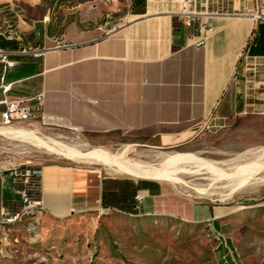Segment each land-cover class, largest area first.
<instances>
[{"label": "crops", "instance_id": "1", "mask_svg": "<svg viewBox=\"0 0 264 264\" xmlns=\"http://www.w3.org/2000/svg\"><path fill=\"white\" fill-rule=\"evenodd\" d=\"M151 1L0 0V51L7 57V63L0 57V123L7 100L41 93L34 124L45 131L139 138L164 148L187 145L211 121L226 120L244 56L252 67L264 62V25L238 15L204 18L211 29L196 48L189 38L199 23L181 26ZM261 5L264 0H248L246 11ZM59 38L65 47H56ZM247 106L234 105L233 112L245 115ZM258 107L264 114V100ZM42 172L38 192L47 217L111 210L219 228L217 218L158 181L62 164ZM19 188L9 170H0V220L3 209L20 203Z\"/></svg>", "mask_w": 264, "mask_h": 264}, {"label": "rangeland", "instance_id": "2", "mask_svg": "<svg viewBox=\"0 0 264 264\" xmlns=\"http://www.w3.org/2000/svg\"><path fill=\"white\" fill-rule=\"evenodd\" d=\"M153 1L154 11L175 14L187 10L182 0ZM247 1L194 0L190 10L211 16L244 15ZM253 64L255 67L250 66V62L247 66L241 62L228 118L211 121L204 132L187 145L163 148L139 138L45 131L36 127V119L17 123L11 129L30 132L43 142H58L82 153L101 150L118 155L126 152L132 162L154 166L160 156L194 154L231 174L239 163H231L232 160L264 147V114L258 107L264 100V62ZM245 104L247 114L236 116L233 106ZM55 149L39 145L31 138L0 134V170L43 169L62 164L94 171L103 177H126L117 173L116 168L72 160L67 158L64 148ZM247 157L240 163L253 158ZM257 166L254 178L232 195L219 189L227 180L214 182L212 175L205 171L201 176L175 177L180 183L161 182L180 198L197 204L207 217L217 218L219 228L209 221L135 217L103 210L73 211L63 218L34 216L29 220L19 217L4 226L0 264H264V159ZM196 189H208L210 196Z\"/></svg>", "mask_w": 264, "mask_h": 264}, {"label": "bare ground", "instance_id": "3", "mask_svg": "<svg viewBox=\"0 0 264 264\" xmlns=\"http://www.w3.org/2000/svg\"><path fill=\"white\" fill-rule=\"evenodd\" d=\"M0 134L5 136L31 138L34 139L39 145H45L47 148L53 150H56L55 148L60 146L65 149L64 152L67 158L72 160H83L90 164H102L103 166L112 170L116 168L117 173L134 179H145L173 184L180 183L179 179H177V176H181V174L201 176L204 175L201 172L205 171L207 174L212 175L214 182L218 180H227V182L223 183V186L219 189L222 191V193L228 192L231 195L242 189V187L246 186L247 183L254 178V174L258 169L257 163L264 159V147L258 150L248 151L244 155H240L231 161V163H235L237 161H239V163L235 165L233 173L228 174L216 167L217 164L198 158L194 154L175 153L171 155L160 156L158 157L159 163L154 166L132 162L126 157V152H122L118 155H111L101 150H95L90 153H82L70 147L63 146L58 142H52V144H49L43 142L41 139H37L32 133L26 131L14 130L11 128H0ZM247 156H253V158L249 161H245L243 164L240 163L241 159ZM227 164L230 165L229 163ZM220 165H226V163H220ZM213 176H215V178H213ZM175 177L177 178L175 179ZM215 184H213V186ZM215 186L217 187V185ZM195 191H205L207 192L206 196H210L208 189H196ZM17 218L19 217L3 218L0 221V229L2 230L5 225L11 223Z\"/></svg>", "mask_w": 264, "mask_h": 264}, {"label": "built area", "instance_id": "4", "mask_svg": "<svg viewBox=\"0 0 264 264\" xmlns=\"http://www.w3.org/2000/svg\"><path fill=\"white\" fill-rule=\"evenodd\" d=\"M187 7V10L180 13H175L174 17L181 24V26L193 29L196 23H199L198 30L193 36H190L191 46L200 48L206 43L207 34L210 31V25L204 18L211 17V15H202L196 11H191L194 0H182ZM204 16V17H203ZM251 18L257 25H264V5L258 6L251 11H246L244 15H238ZM56 47H65L62 38L55 40ZM43 52L35 53L36 57H41ZM0 57L3 63H7L6 55L0 51ZM248 55L244 56V62L247 66L250 62ZM256 62V59L253 60ZM10 65V63H8ZM44 95L41 93L33 98H12L5 102V111L1 117L0 126L11 128L17 123H26L37 119L43 109ZM11 176L17 179L20 183V188L17 193L20 196V203L13 209H3L1 213L2 218L9 217H26L29 220L34 216H41L43 219L47 217V210L44 207L42 198L39 195V186L42 178V169H22L13 168L9 170ZM136 202L138 205L142 202V197L137 196ZM111 211V210H107ZM1 221V220H0ZM212 223L211 221H209ZM213 225V224H212ZM1 232V229H0ZM218 235H220L217 232Z\"/></svg>", "mask_w": 264, "mask_h": 264}, {"label": "trees", "instance_id": "5", "mask_svg": "<svg viewBox=\"0 0 264 264\" xmlns=\"http://www.w3.org/2000/svg\"><path fill=\"white\" fill-rule=\"evenodd\" d=\"M238 111H241V109H242V106H238ZM125 215H127V216H131V215H129V214H125Z\"/></svg>", "mask_w": 264, "mask_h": 264}, {"label": "water", "instance_id": "6", "mask_svg": "<svg viewBox=\"0 0 264 264\" xmlns=\"http://www.w3.org/2000/svg\"><path fill=\"white\" fill-rule=\"evenodd\" d=\"M235 17H243V16H235Z\"/></svg>", "mask_w": 264, "mask_h": 264}]
</instances>
